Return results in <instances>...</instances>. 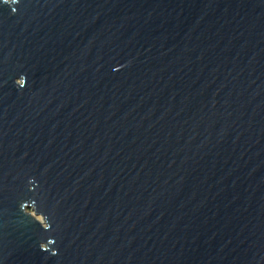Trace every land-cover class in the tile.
Segmentation results:
<instances>
[{
	"label": "water",
	"instance_id": "95a60500",
	"mask_svg": "<svg viewBox=\"0 0 264 264\" xmlns=\"http://www.w3.org/2000/svg\"><path fill=\"white\" fill-rule=\"evenodd\" d=\"M0 264H264V0H0Z\"/></svg>",
	"mask_w": 264,
	"mask_h": 264
},
{
	"label": "rangeland",
	"instance_id": "374dc122",
	"mask_svg": "<svg viewBox=\"0 0 264 264\" xmlns=\"http://www.w3.org/2000/svg\"><path fill=\"white\" fill-rule=\"evenodd\" d=\"M29 213H31V215L34 216V215H33V212L29 211ZM36 219H37L39 222H42V219H41L40 217H36Z\"/></svg>",
	"mask_w": 264,
	"mask_h": 264
}]
</instances>
